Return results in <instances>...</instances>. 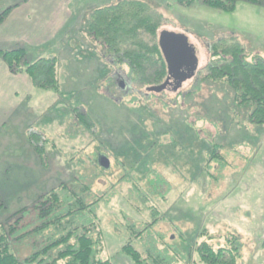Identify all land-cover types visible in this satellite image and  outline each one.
Instances as JSON below:
<instances>
[{"label": "rangeland", "instance_id": "1", "mask_svg": "<svg viewBox=\"0 0 264 264\" xmlns=\"http://www.w3.org/2000/svg\"><path fill=\"white\" fill-rule=\"evenodd\" d=\"M115 1L79 0L55 38L31 50L29 61L57 57L62 97L32 88L27 96H19L14 114L0 128V222L42 192L89 170L81 156L98 148L73 127L74 108L91 115L97 133L113 149L144 135L142 128L131 127L138 120L129 112V103L125 99L115 103L124 94L113 79L120 82L122 74L112 73L108 59L95 58L86 50L80 33L89 11ZM151 1L162 14L161 31L184 34L196 49L200 69L208 61L209 46L224 34L240 36L248 50L264 56V6L239 2L234 12L225 13L200 3ZM192 85L193 79L186 81L181 91ZM157 97L169 104L178 99L180 105L156 110L160 122L146 121V132L161 134L148 144L151 148L146 144L135 148L148 154L147 159L115 166L113 154L98 149L107 158L99 162L108 163L92 186L93 193L103 194L96 208L101 258L112 264H134L120 249L132 237L131 226L140 230L145 225L147 232L132 238V245L143 256L153 254L165 264H202L195 247L203 230L219 246L230 235H238L243 245L238 264H264V124L250 123L248 110L234 106L231 94L216 86H203L185 101L173 94ZM187 122L195 127L198 140L184 128ZM176 130L185 134L175 144L171 134ZM42 145L37 158L33 149ZM60 150L77 151L79 165L68 163ZM27 250L25 244L19 248L22 254Z\"/></svg>", "mask_w": 264, "mask_h": 264}, {"label": "trees", "instance_id": "2", "mask_svg": "<svg viewBox=\"0 0 264 264\" xmlns=\"http://www.w3.org/2000/svg\"><path fill=\"white\" fill-rule=\"evenodd\" d=\"M239 2L264 6V0H173L176 5L200 3L225 13L234 12ZM155 7L157 6L151 0H116L89 11L85 28L80 31L88 46L86 50L94 52L95 58L101 55L108 59L112 73L122 74L119 75L123 76L120 82L116 83L113 79L116 89L124 94L115 103L121 104L122 99L129 103V112L135 114L138 120L131 127H140V132L144 133L142 137L138 133V138L135 135L124 140L118 150L113 149L97 133V124L90 114L82 113L78 108L72 110L76 119L73 127L86 133L89 144L98 149H107V152L113 154L115 166L127 165L130 161L142 162L148 158V154L145 155L142 151L140 154L135 148L141 144L151 148L153 141H157L161 134L155 130L146 132V121L151 119L160 122L159 111L156 110L165 112L180 105L178 99L173 100L174 104H169L158 98L159 95L173 94L185 101L196 93L199 94L203 86H216L231 94L234 106L248 110L250 123L264 124V56L248 50L236 34H224L209 46L208 61L203 68H199L193 78V85L187 92L147 91L150 87L160 85L167 76L166 63L158 45L164 21ZM11 9L7 8L0 13V24ZM34 49L39 48L20 44L0 47V61L12 75L27 76L33 89L50 91L62 97L57 57H37L34 61H29L28 56ZM184 128H187L192 138L199 139L193 124L187 122ZM168 130L171 131L172 127ZM170 131L165 132L171 134ZM174 134H171V140L176 144L184 138L185 132L176 130ZM40 148L43 150V145L33 149L37 158H41ZM98 149L94 148L87 156H81L89 166V170H84L86 172L81 176L60 182L56 187L42 192L29 206L15 211L0 222V264H112L111 260L101 258L103 246L96 208L103 194L97 195L92 191L93 183L107 171L99 162L101 158H107ZM130 151L134 155L129 154ZM59 152L63 153L70 164L79 160L75 158L77 151ZM148 228L149 226L144 225L143 229L137 230L131 226L132 237L120 250L134 264H165L153 254L146 253V257L143 256L132 245V238H140ZM209 235L206 230L199 234L201 241L196 245L195 251L200 262L238 264L243 246L241 238L230 235L225 244L219 246L212 244L213 238ZM24 244L30 250L26 254L19 251ZM261 247L264 254V243Z\"/></svg>", "mask_w": 264, "mask_h": 264}, {"label": "crops", "instance_id": "3", "mask_svg": "<svg viewBox=\"0 0 264 264\" xmlns=\"http://www.w3.org/2000/svg\"><path fill=\"white\" fill-rule=\"evenodd\" d=\"M78 1L0 0V12L12 8L0 24V47L20 44L40 48L49 44L72 16L71 8ZM31 90L27 76L12 75L0 61V128L14 114L19 96H27Z\"/></svg>", "mask_w": 264, "mask_h": 264}, {"label": "water", "instance_id": "4", "mask_svg": "<svg viewBox=\"0 0 264 264\" xmlns=\"http://www.w3.org/2000/svg\"><path fill=\"white\" fill-rule=\"evenodd\" d=\"M158 45L166 63L167 76L160 85L150 87L147 91L176 93L198 71L196 49L184 34L167 30H162L159 33ZM100 165L106 168L108 163L102 160Z\"/></svg>", "mask_w": 264, "mask_h": 264}]
</instances>
